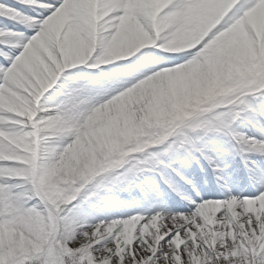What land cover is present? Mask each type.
<instances>
[{"label":"snow or ice","instance_id":"6c2138e0","mask_svg":"<svg viewBox=\"0 0 264 264\" xmlns=\"http://www.w3.org/2000/svg\"><path fill=\"white\" fill-rule=\"evenodd\" d=\"M0 264H264V0H0Z\"/></svg>","mask_w":264,"mask_h":264}]
</instances>
